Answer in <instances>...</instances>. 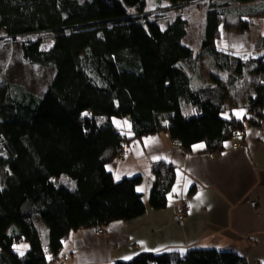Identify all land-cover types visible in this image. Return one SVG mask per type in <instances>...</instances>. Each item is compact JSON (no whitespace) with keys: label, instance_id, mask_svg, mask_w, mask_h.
I'll use <instances>...</instances> for the list:
<instances>
[{"label":"trees","instance_id":"trees-1","mask_svg":"<svg viewBox=\"0 0 264 264\" xmlns=\"http://www.w3.org/2000/svg\"><path fill=\"white\" fill-rule=\"evenodd\" d=\"M147 1L0 0V35L16 39L51 31L48 48L37 36L23 39L20 51L23 60L54 69L42 95L0 80V167L6 169L0 184V264H56L78 229L104 231L148 207H166L175 180L172 164L154 163L148 205L137 191L140 175L116 180L106 168L129 155L118 149L131 140L165 131L185 149L203 142L218 153L240 130L264 122V31L255 42L256 56L245 59L217 47L222 29L246 32L254 19H264V0H207L199 42L215 71L200 82V56L184 43L182 11L199 0H164L166 10L177 8L164 26L158 21L162 14L147 13ZM246 73L253 76L246 103L238 106L236 87ZM114 117L126 119L128 129L114 125ZM64 175L71 187L60 181ZM34 215L47 226L45 243ZM21 242L27 243L23 255L13 249ZM115 264L247 260L233 250L194 247L141 253Z\"/></svg>","mask_w":264,"mask_h":264},{"label":"crops","instance_id":"crops-1","mask_svg":"<svg viewBox=\"0 0 264 264\" xmlns=\"http://www.w3.org/2000/svg\"><path fill=\"white\" fill-rule=\"evenodd\" d=\"M233 141L240 143L236 149L229 143L210 157L203 142L185 149L165 131L131 140L122 163L136 166L149 159L174 166L168 205L112 221L104 234L94 227L78 229L65 241L56 264H115L141 253H183L194 247L233 250L247 264H264V131L248 126ZM179 211L186 216L183 226L175 220Z\"/></svg>","mask_w":264,"mask_h":264},{"label":"rangeland","instance_id":"rangeland-1","mask_svg":"<svg viewBox=\"0 0 264 264\" xmlns=\"http://www.w3.org/2000/svg\"><path fill=\"white\" fill-rule=\"evenodd\" d=\"M167 1L164 0H148L146 10L147 13L152 15L162 14L158 18L159 23L164 26L166 22L172 19L177 8H172V10H166ZM208 6L207 0H199L193 3L186 4L182 7L183 14L187 18V34L184 37V43L191 46L196 53H199L200 61L198 63V70L200 74L208 78V71H215L212 68V61L208 57L207 52L201 54L202 47L200 45L199 39L203 31V23L205 21V10ZM264 31V19L256 18L254 22L250 24V29L246 32H235L226 31L222 29L221 38L217 42V47L233 52L234 55L240 56L247 59L250 55L256 56L258 54L255 51V45L253 44L257 41L260 34ZM3 33L0 36L3 37ZM40 36L42 38L43 49L48 48L52 43V32L43 30L39 32H34L31 34L18 36L16 39L10 38H0V80L10 81L14 83H19L37 95H42L47 89L53 75L54 69L52 67L40 66L36 64H31L23 60L20 51V43L23 39L36 38ZM13 40V42H12ZM201 54V55H200ZM217 70V69H216ZM223 72V71H222ZM222 74V78L225 79V75ZM252 74L246 73L244 76L240 77L237 83L236 92L238 95L239 105L243 106L247 100V92L249 91V81ZM229 95L233 94L234 88L229 87ZM228 105L231 104L230 98H228ZM112 123L121 129H126V122L123 119L112 118ZM154 163H160L158 161L153 162L149 159H144L139 161L136 166L131 164L122 163V157L115 158L106 164V168L113 172L114 179H121L125 173L126 175L135 176L140 175L141 181L137 185V189L141 191L143 201L148 205L149 193L153 184V173L152 167ZM164 163V162H163ZM5 170L0 167V184L3 182L5 176ZM127 177V176H126ZM60 181L65 185L72 186L70 180L64 175L60 178ZM137 190V191H138ZM138 191V192H139ZM34 222L39 230L40 237L43 243L47 240V226L43 219L38 215H34ZM14 251L19 255H23L27 249V243L21 242L14 245Z\"/></svg>","mask_w":264,"mask_h":264},{"label":"built area","instance_id":"built-area-1","mask_svg":"<svg viewBox=\"0 0 264 264\" xmlns=\"http://www.w3.org/2000/svg\"><path fill=\"white\" fill-rule=\"evenodd\" d=\"M259 128L264 131V122L259 125ZM245 130L246 128H244L243 130H240L237 135H240V136H244L245 134ZM234 140V139H233ZM231 141L230 142V148L231 149H236L238 147V145L240 143L238 142H235V141ZM174 144L177 145V146H182V143L180 141H174ZM118 151H120L122 153V155H127L129 153V147L128 146H122V148H119ZM215 154V152H210L209 153V156L210 157H213ZM255 203L252 202V205H254ZM185 219H186V216L184 215L183 212L179 211L175 214V220H176V223L179 225V226H183L185 224ZM97 234H104V231H102L100 228L96 231ZM112 248H114L115 246L112 245L111 246Z\"/></svg>","mask_w":264,"mask_h":264}]
</instances>
